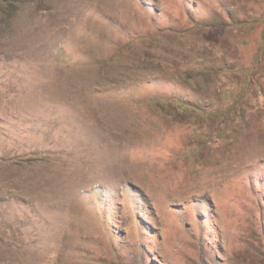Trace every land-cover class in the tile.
<instances>
[{"label": "rangeland", "instance_id": "rangeland-1", "mask_svg": "<svg viewBox=\"0 0 264 264\" xmlns=\"http://www.w3.org/2000/svg\"><path fill=\"white\" fill-rule=\"evenodd\" d=\"M263 44L264 0H0V264H264Z\"/></svg>", "mask_w": 264, "mask_h": 264}, {"label": "trees", "instance_id": "trees-1", "mask_svg": "<svg viewBox=\"0 0 264 264\" xmlns=\"http://www.w3.org/2000/svg\"><path fill=\"white\" fill-rule=\"evenodd\" d=\"M236 49V48H235ZM239 55V53H237ZM264 44L262 45V49L256 52L254 54V58L252 56V59L248 61V64L251 65H259L261 61L264 59ZM227 70L235 71L236 69L244 71V80L243 82L245 83L246 87H244L243 91H253L254 90V83L256 80L252 78V76L249 73H246L245 71H249V68L244 67V64H239V63H234L233 65H225ZM257 84V83H256ZM258 85V84H257ZM149 101L155 106H160V105H170L171 107L175 108V110L181 114V115H187L191 111H196L198 113H207L200 109V105H203V101L201 100H193L185 97H179V96H171V97H162V96H157L152 99H149ZM201 110V111H200ZM218 112L215 111V114ZM214 113V112H212ZM209 113V114H212Z\"/></svg>", "mask_w": 264, "mask_h": 264}]
</instances>
